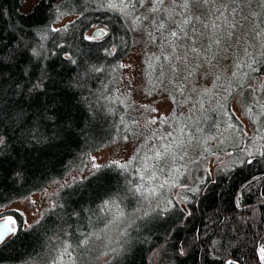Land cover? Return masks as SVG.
<instances>
[{"label":"trees","instance_id":"1","mask_svg":"<svg viewBox=\"0 0 264 264\" xmlns=\"http://www.w3.org/2000/svg\"><path fill=\"white\" fill-rule=\"evenodd\" d=\"M25 1L0 0V204L42 190L114 142L139 139L143 158L154 146L179 141L166 159L182 156L193 171L199 157L223 156L224 161L213 176L199 170L191 182L175 179L187 185L178 191L186 210L170 192L159 190L148 199L129 193L124 201L129 215L104 231V220L93 217L95 228L89 223L88 210L108 194L126 190L129 182L139 183L134 171L138 165L134 162L127 173L115 166L95 170L61 189L39 224L19 226L0 245V264H43L40 257L52 264V246L81 239L77 228L95 231L100 239L93 237L86 251L74 245L71 257H64L66 264L70 259L77 264H151L149 256L159 246L156 264H260L256 248L264 236V58L259 53L264 52V36L255 37L258 29L249 14L264 13V0H249V20L237 28L238 35L249 33L256 60L244 56L243 43L239 57L245 64L238 70L235 51H221L211 65L210 53L208 59L192 61L188 79H183L187 72L182 67V85L173 80L159 40L153 42L159 33L149 21L160 13H149L152 0L135 8L129 3L123 12L108 8L109 0H37L24 12ZM201 10L193 6L194 12ZM68 15L76 18L54 31L52 24ZM137 16H148V21ZM93 25L105 28L106 34L85 39ZM138 43L145 51V91L166 94L174 104L160 128L146 132L118 91L121 60ZM170 52V47L163 49ZM229 83L231 94L225 91ZM205 89L211 91L202 96ZM201 98L203 108L197 103ZM234 100L250 134L231 109ZM173 177L188 176L178 172Z\"/></svg>","mask_w":264,"mask_h":264},{"label":"snow or ice","instance_id":"2","mask_svg":"<svg viewBox=\"0 0 264 264\" xmlns=\"http://www.w3.org/2000/svg\"><path fill=\"white\" fill-rule=\"evenodd\" d=\"M129 3L133 8L137 4L143 6L144 0H119V3L109 0L108 8H119L122 12L128 8ZM153 6L148 9L149 13H160L159 16L153 15L149 21L150 25L155 29L158 36L153 38V42L159 40L162 49L163 59L171 62V71L173 73V80L179 81L183 84V80L180 78V71L187 72V75L183 79H188L192 75V61H200L203 57L208 59L209 54L212 53L211 59H208L209 64L213 60H216L221 51L237 53V59L235 68L238 70L244 66L245 61L239 57L241 49V43L244 44L243 53L248 59L255 61L256 54L250 51L252 44L248 39V32H243L241 35L237 34V28H244L243 21L249 20V16L245 15V5L251 9V3L249 0H230L226 3L225 0H170V3L166 5V0H152ZM193 6L202 9L199 13L193 11ZM256 22L255 37L259 39L264 36V13H257L252 10L249 14ZM239 17L240 19H237ZM136 20L143 19L148 21V16H137ZM54 31H57L54 29ZM103 31L96 33V35H102ZM149 35H152L150 32ZM93 37H85V39H94ZM231 42V43H230ZM170 47V53H163V49ZM261 47L264 48V42ZM260 57L264 58V52L259 53ZM226 58V57H225ZM159 59V57H157ZM183 61V65H181ZM200 67V63L195 65ZM247 67L253 68L252 64H247ZM164 73L161 72V76ZM233 76H236V72H233ZM219 74L216 75V80H219ZM215 86V81H214ZM231 84L225 89L230 92ZM195 90V89H193ZM211 91L205 89L203 95ZM200 107L203 108V100L197 101ZM154 110V109H153ZM193 111L195 110V104L193 105ZM264 114V113H262ZM150 123H156L153 119ZM196 127L199 126V121L195 122ZM231 127V125H230ZM183 132V129H181ZM172 136V133L168 134ZM264 138V137H262ZM0 144H3V139L0 138ZM173 144L179 146V141H173L169 144L161 145L160 147H153L149 149V153H146L143 158H140L139 154L133 155L128 161H112L111 165L103 166L99 164H93L94 169L99 172L104 167L115 166L120 169L121 172L127 173L129 168L134 165V162L138 165L134 168L137 176L139 177V183L133 185L131 182L125 185L126 190L118 189L116 192L107 195V198L102 200L96 209L88 210L90 215L87 217L90 224L95 228L93 223V217L97 220H104V229L101 231L110 229L113 226L119 225L123 219L129 215L126 211V205L124 201L128 198V194L133 196L137 194L143 199H148L151 196H155L157 187L163 188L167 181L157 184L156 187L151 185L159 180V175L165 172L164 167H160L162 160L173 151ZM259 151V150H257ZM254 153L248 152L247 155L251 156ZM264 155V153H260ZM182 158V157H181ZM175 159V157L173 158ZM246 163L251 164L252 160H247ZM174 186V185H173ZM5 205L0 204V208ZM139 208L133 209L138 211ZM98 213H103V216H99ZM23 216L24 213H19ZM43 215V214H41ZM77 215H79L77 213ZM25 223H27L25 221ZM37 221L36 224H39ZM34 225H28V229H31ZM63 230V229H62ZM19 231V226L16 218L13 214L0 213V243L5 242L9 236H15ZM80 232L81 239L77 241L66 240L63 241L59 247L53 245L56 250L55 256H50L52 264H66L64 257H71V253L76 248L83 247L86 251L90 245L93 237L100 239V236L95 232H84L82 229L77 228ZM123 234V233H122ZM51 238H49L50 240ZM43 264H48V260L40 257ZM259 260L264 262V246L259 249ZM67 264H77L75 259H70ZM227 264H233V261H228Z\"/></svg>","mask_w":264,"mask_h":264},{"label":"rangeland","instance_id":"3","mask_svg":"<svg viewBox=\"0 0 264 264\" xmlns=\"http://www.w3.org/2000/svg\"><path fill=\"white\" fill-rule=\"evenodd\" d=\"M37 0H26L22 5V11H28L31 6ZM59 2L61 0H55ZM76 18L75 15H68L61 18L59 21L52 24L53 29L69 24ZM99 25L91 26L86 35H91L92 32L99 28ZM103 28V27H102ZM105 29V28H104ZM99 39V38H98ZM144 48L141 43L135 44L131 51L121 60L120 73L118 75V91L122 98L131 107L132 113L138 115L142 125V131L158 130L166 117L169 116L174 109V104L169 96L166 94H152L145 91V78H144V64L143 55ZM259 80L255 85H259ZM154 109V110H153ZM231 109L234 115L243 123L246 129V134H250L248 122L242 116V109L237 100H234L231 104ZM155 119L156 123H150ZM141 141H120L114 142L107 147L101 148L92 153L89 158L84 162H79L74 165L61 179L55 180L44 187L38 192H34L22 199L14 200L0 210V213L13 214L18 222V226L22 228L33 225L41 218V214L53 207V199L55 195L63 189L65 186L80 180L92 172L95 171L93 164L106 165L111 164L112 161L126 162L134 154L141 156L142 148L139 144ZM181 154V153H180ZM175 157V159H173ZM182 156L173 155L170 160L164 159L160 163V167L165 168V172L159 175V180L154 182L151 186L156 187L159 183L167 181L163 188L157 187V191H163L164 193L170 192L174 202L178 203L181 208L186 210L185 204L178 197V191L187 187L186 184L178 185L177 180L186 178L188 181H192L196 173L201 170L203 173H209L210 176L214 175L217 167L224 161L223 156H212L209 160L201 159L197 162L195 170L189 165V161ZM179 173H184L188 177H173ZM177 184V185H176ZM174 185V186H173ZM156 191V192H157ZM19 213H24L20 216ZM25 221L27 223H25ZM162 246L155 248L149 256L150 263L156 264L158 260V254Z\"/></svg>","mask_w":264,"mask_h":264},{"label":"water","instance_id":"4","mask_svg":"<svg viewBox=\"0 0 264 264\" xmlns=\"http://www.w3.org/2000/svg\"><path fill=\"white\" fill-rule=\"evenodd\" d=\"M101 30L103 31V34H102V35H96V33L100 32ZM105 34H106V30H105L104 28H102V27H99V28L95 29V30L92 32L91 35H87V37H93V36H95L94 39H98V38H102ZM10 237H11V236H9V237L5 240V242H6ZM5 242H3V243H5ZM3 243H0V245H2ZM262 246H264V236H262V238L260 239V241H259V243H258V246H257V248H256L257 259H258V261H259L260 264H264V262H262V261L259 260V249H260V247H262Z\"/></svg>","mask_w":264,"mask_h":264}]
</instances>
